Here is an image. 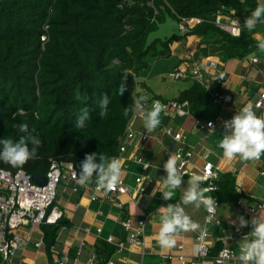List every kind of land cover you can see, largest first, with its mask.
<instances>
[{
    "label": "trees",
    "instance_id": "trees-1",
    "mask_svg": "<svg viewBox=\"0 0 264 264\" xmlns=\"http://www.w3.org/2000/svg\"><path fill=\"white\" fill-rule=\"evenodd\" d=\"M167 3L181 15L204 20L182 36L156 40L144 49L148 34L157 29L152 18L165 20L161 8L175 16ZM260 3L262 0H154L159 11L155 13L152 0H0V139L18 141L31 134L41 141L36 155L23 166L0 161V169L46 174L49 158L59 157L74 162L79 174L86 154L108 159L117 156L118 137L134 113L133 72L148 69V57H173L175 41L218 30L229 42V55L246 56L254 42L220 29L214 20L223 12L245 22ZM207 54L200 45L194 56ZM124 75L127 91L121 96L118 88ZM104 94L110 103L107 115L101 117L99 101ZM177 99L188 100L191 113L201 116L211 96L194 81ZM83 107L89 109L90 118L83 128H76ZM20 123H27L28 133L18 130ZM217 193L220 203L238 196L223 181ZM69 223L61 217L56 223L43 224L45 243L52 247L59 229ZM105 243L98 252L108 258L115 246L110 249Z\"/></svg>",
    "mask_w": 264,
    "mask_h": 264
},
{
    "label": "crops",
    "instance_id": "crops-1",
    "mask_svg": "<svg viewBox=\"0 0 264 264\" xmlns=\"http://www.w3.org/2000/svg\"><path fill=\"white\" fill-rule=\"evenodd\" d=\"M227 17L225 19L229 18ZM241 22L242 31L240 35L254 42L249 54L241 58L231 56L227 53L226 48L229 42H227L224 34H220L219 30L218 32H210L204 36L193 34L175 41L171 45L173 59L179 61L172 69L188 66L193 61L202 58H212L217 60L219 66L223 67L224 71L229 75L226 92L232 95L230 102L226 104L216 102L211 104L213 101L211 98L208 103L209 105H206L201 116H196L190 111L185 116L173 115L169 117L170 119L167 123L182 128L188 134L186 147H196L194 157L191 161V171L195 173L200 172V167L203 164L202 154L205 147L209 148L211 149L209 159L215 163L217 171L220 174V179L217 180L218 185L223 181V185H227L228 188L233 187L238 194V198L236 197L232 201L229 200L220 203L219 193H217L218 190L212 192L219 200L217 216L228 227V230L223 231L221 226L206 223L205 218L207 213L203 206L197 209L192 204H182L183 192L188 186L187 182L191 178V174L183 177V184L174 191L171 200H165L163 198L162 192L167 190L162 182V178L166 176L163 165L170 155H174L173 152L177 144L175 145L172 139L165 137L162 129L165 123H160L153 132L148 133L150 136L146 140H141L140 137L139 139L137 138L139 146L133 148L132 151L143 155L151 163L150 168L144 170L142 165L135 161H131L127 168H122L121 177L124 178L123 182L131 187L136 185L135 177L137 175L150 174L151 181L146 182L148 186L147 193L137 196H132V193L122 194L120 200L123 207H119L112 201V198L109 200L92 201L91 190L85 191L83 186L79 187L78 192H74L70 184H62V192L68 190L69 196L63 198V195L58 194L56 203H62V208L58 204L57 206L63 211L62 218L69 220L70 223L63 225L59 229L54 243L56 245L55 249L52 250L49 247L50 245L46 243L40 248L30 246L24 251H18L11 260L5 261L1 258V264H55V251L57 250L58 252L59 249L61 252L69 251L71 257L77 253L78 249H81L82 254L79 264H85L89 254L93 252L100 254L98 251L104 242H106L105 244L108 243L110 249L112 245L115 246V251L110 257L107 258L104 254H101L104 257V261L114 259L116 264H140L141 262L147 264L145 260L150 259V261H153L152 264H161L163 258H161L159 252H167L175 247L171 249L162 248L157 240L161 226L162 213L160 208L166 207L169 203H181L186 214L193 221L199 223L202 229L207 230L209 233L208 241L213 243L211 254L208 257H196L192 254V250L195 243V236L200 231L180 232L175 237L176 244H184V250L190 260L188 264H192V261L195 264H216L213 255L217 254L223 246L224 242L219 239L226 235H233L228 242L237 253L240 252V246L246 240L241 238L235 229L238 227L244 232H250L252 228L250 225L239 227L238 217L243 216L245 220L250 221L254 216H258L260 212L251 215L248 211V206L264 200V174L262 173L264 171V156L258 162H245L240 160L239 157L229 160L223 156L222 150L218 147V143L225 132L223 122L231 119L242 107L251 104L259 116V109L255 107L254 102L259 91L264 89V52L260 51L257 47L258 42L264 40V23H257L256 27L249 31L244 28V22L242 20ZM200 45L205 46L208 54L197 58L194 54ZM254 58H257V60L254 61ZM184 80L195 81L192 78H186ZM141 82L144 84L142 85L143 87L151 91V88L145 81ZM214 84L218 86L217 82H214ZM190 86L180 90L174 99H177L180 93ZM198 117L205 120H215L217 127L213 130L197 128L195 122ZM133 126L137 131V135L138 133H142V131L147 132L143 126V117H138L133 122ZM91 183L92 181L88 184ZM204 184L205 181L202 180V188ZM239 200H242L243 203H239ZM261 212H264V210ZM146 215L149 216L146 241L149 247L155 246L154 251H150L144 256L138 247L119 251L116 245L104 240L103 237L109 234L114 235L117 239L125 237L126 232L120 224V221L125 216H131L136 221L138 218ZM98 227L103 228L101 237L97 233ZM34 236L36 238L41 236L40 229L35 230ZM69 264H73L72 261ZM164 264L169 263L166 262ZM228 264H241V262L239 259H236Z\"/></svg>",
    "mask_w": 264,
    "mask_h": 264
},
{
    "label": "built area",
    "instance_id": "built-area-1",
    "mask_svg": "<svg viewBox=\"0 0 264 264\" xmlns=\"http://www.w3.org/2000/svg\"><path fill=\"white\" fill-rule=\"evenodd\" d=\"M264 3V0H262ZM173 11H175L172 8ZM177 17L181 23V30L188 31L197 23L203 21L201 17H188L180 15L176 12ZM229 18H228V17ZM228 19H225V18ZM238 22L241 28V20L237 17H231L229 14L223 12L218 13L214 23L217 27L231 33L234 36L237 25L234 23ZM257 58H254L256 61ZM209 73V74H208ZM211 74V75H210ZM169 77L174 79H186L192 78L201 84L209 92L212 100L216 103L226 104L232 100V95L226 92L227 84L229 81V75L224 71L223 67L219 66V62L212 58L199 59L190 63L185 67H178L170 71ZM136 87L134 89L135 101L140 97H146V100L141 103L145 109L150 108L154 100H159L165 109L162 112L167 117L173 115L185 116L190 113V105L188 100H164L151 94L146 87L139 85V78L135 76ZM214 82H217L218 86H213ZM254 105L259 109V116L264 114V89L260 90L257 98L255 99ZM143 117L141 112L136 106H134V113L132 119L127 125L125 132L118 137L119 142V153L115 158L120 159L121 164L124 167L128 166L129 161H135L140 163L144 170H148L151 163L140 155L139 153L132 152L133 148H137L139 142L136 141V130L133 126V122L138 118ZM196 127L199 129L207 128L213 130L217 127L215 120H205L203 118H196ZM211 124V127L209 126ZM163 133L165 137L172 139L174 144L177 146L174 149V155L177 159V167L180 173L184 176L189 174H196L202 177L205 181L203 188L207 187L211 190L205 193L206 196H212L216 201L215 216L212 224L221 226L223 231H227L228 227L223 224L221 219L217 216L219 200L212 194L213 191L218 190L219 185L217 180L220 179V174L217 171L215 163L209 159L211 149L206 148L202 154L203 164L200 167V172L195 173L191 171V161L195 154L196 147H186L187 133L179 127L172 124L163 125ZM140 139L146 140L150 135L142 131L140 133ZM174 148V146H173ZM131 149V150H130ZM50 166L46 174V183H38L34 180L33 174L27 172V170L20 168L16 171L10 169H0V256L3 260H11L18 251H24L26 248L33 246L40 248L44 245V232L41 229L43 224L56 223L62 216L63 211L54 203L57 201L59 186L62 184H70L71 189L74 192L79 191L81 185L77 184L78 171L75 167L74 162L64 161L59 157H51ZM264 174V171H262ZM147 181H151L150 174H140L135 178V188L123 183H120L111 191H105L100 189L95 179L92 180L91 184L84 185V190H91V200H109L112 201L119 207H123L120 196L122 194H131L132 196L143 195L147 193L148 186ZM243 203L242 200L238 201ZM264 210V200L251 204L248 206V211L251 215H255L258 212ZM206 217L208 212L206 211ZM148 218L146 215L142 218H138L136 221L131 216H125L120 221L123 229L126 232L124 238L117 239L114 235L109 234L104 238L105 241L112 243L117 246L119 251L124 249H131L134 247L140 248L142 255L148 254L150 251L155 250V246L149 247L147 245V226ZM136 222V223H135ZM40 229L41 236L36 238L34 236L35 230ZM241 238L250 239L248 235L250 232H244L240 228L235 229ZM103 231L102 227H98V236ZM229 238H227V237ZM220 238L223 241V246L219 252L213 255V259L216 264H228L229 262L239 259L240 252L237 253L235 249L229 244V239L233 235H226ZM101 237V236H100ZM209 233L201 238V233H197L195 236V243L193 246L192 254L196 257L206 258L211 254L213 243L208 241ZM56 245H53L52 250L55 249ZM241 247V246H240ZM158 252V251H157ZM55 264H69L71 261L73 264H79L82 250L78 249L77 253L71 257L69 251L61 252L60 249L55 251ZM164 263L169 264H188L190 262L188 255L184 250V244L178 243L175 247L167 252H159ZM166 261V262H164ZM116 264L114 259H108L104 261V257L97 254L91 253L87 256L85 264ZM140 264H145L141 262ZM192 264H195L192 261Z\"/></svg>",
    "mask_w": 264,
    "mask_h": 264
},
{
    "label": "clouds",
    "instance_id": "clouds-1",
    "mask_svg": "<svg viewBox=\"0 0 264 264\" xmlns=\"http://www.w3.org/2000/svg\"><path fill=\"white\" fill-rule=\"evenodd\" d=\"M153 3L154 0H152V5L155 9V13H158L159 11ZM168 5L172 10L173 7L170 4ZM161 9L164 11L165 15V11H167L166 7H162ZM172 12L175 14V16H172L178 19L176 11L172 10ZM152 20L156 21L157 19L153 17ZM234 23L237 25L235 34L240 35L242 29L239 27L237 21ZM257 23H264V3L258 4L251 12L250 16L245 19L244 28L251 31L256 27ZM182 32L184 35L186 31L182 30ZM257 47L260 51L264 52V40L259 41ZM133 74L134 77L136 76L139 78V74L134 72ZM139 81V85L143 87L140 78ZM125 91H127V75H124L118 88L119 95L121 96ZM153 95L155 96V94ZM77 99H80L79 95H77ZM144 100H146V97H140L135 101V106L140 110L143 116V126L145 130L147 133H151L160 125V115L164 111L165 106L159 100H154L151 107L145 109L144 105L141 103ZM109 103V96L107 94L102 95L99 101V115L101 117L107 115ZM13 115L15 116V114ZM89 118V109L87 107L81 108L76 117L75 127L83 128ZM209 126L211 127V124ZM16 127L21 133H28L27 123H20L16 125ZM223 127L225 132L218 143V147L222 150L225 158L233 160L239 157L240 160L245 162H258L261 160V157L264 156V114L258 116L253 106L249 104L242 107L231 119L224 121ZM137 138L138 136L136 135V141ZM29 141L32 145L31 149L29 148ZM40 145L41 141L39 137L32 136L31 134H29L28 137H21L18 141L0 139V161L13 167L23 166L36 155ZM130 162L131 161L128 162V165ZM127 167H124L120 159L115 157L108 159L104 155L97 157L96 153L86 154L84 160L80 163L77 184L84 186L95 177V183L100 189L106 192L111 191L116 188L121 181L122 168ZM163 168L166 172V176L162 178V182L167 190L163 191L162 194L165 200H171L174 191L183 184V175L178 170L175 155L169 156ZM187 183L188 186L185 188L182 196V204H192L197 209L203 206L208 212V216L205 218L206 223H211L215 216L216 201L212 196L205 195V193L209 192L211 189L201 187L202 177L200 175H192ZM135 186H133V188H135ZM160 211L162 213L161 226L157 235V240L162 248H173L177 243L175 237L180 232L199 230L201 238L207 235V230L202 229L199 223L193 221L191 217L186 214L181 203H169L166 207H161ZM238 221L239 227L250 225L252 228V231L248 234L251 239H246V242L240 247L239 261L241 264H264V212H260L258 216H254L250 221L240 216L238 217Z\"/></svg>",
    "mask_w": 264,
    "mask_h": 264
},
{
    "label": "rangeland",
    "instance_id": "rangeland-1",
    "mask_svg": "<svg viewBox=\"0 0 264 264\" xmlns=\"http://www.w3.org/2000/svg\"><path fill=\"white\" fill-rule=\"evenodd\" d=\"M173 58L174 56L167 58H158L153 60V58L148 57L151 65H149L148 69H145L139 73L140 80L145 81L151 88L150 89L151 94H156L160 96L161 99L164 100L165 99L173 100L174 97L178 95L180 90L190 86L194 82V81L192 82V80L174 79L168 76L169 72L173 70L172 68H174L175 65L179 62V61H175V59ZM213 103L215 102L212 101L211 104ZM169 119H170L169 117L161 113L160 115L161 123L167 124ZM137 136L139 138L140 134L138 133ZM190 167H192V165ZM121 180L124 181V178L121 177ZM62 191H63V185H60L59 190L57 191L58 194L63 195V198L69 196L68 190L65 192ZM55 204L57 205L58 203L55 202L54 205ZM58 206L62 208V203L58 204ZM0 260H1V256H0ZM145 261L147 264H152L153 262L150 261V259H146Z\"/></svg>",
    "mask_w": 264,
    "mask_h": 264
},
{
    "label": "water",
    "instance_id": "water-1",
    "mask_svg": "<svg viewBox=\"0 0 264 264\" xmlns=\"http://www.w3.org/2000/svg\"><path fill=\"white\" fill-rule=\"evenodd\" d=\"M165 10V9H164ZM157 22V29L152 30L147 37V41L144 49H147L154 41L162 40L169 41L175 36H182L181 23L175 17H173L168 11H165V20ZM33 178L38 183H46V176L43 174H33Z\"/></svg>",
    "mask_w": 264,
    "mask_h": 264
}]
</instances>
